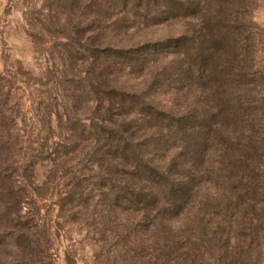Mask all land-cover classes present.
Masks as SVG:
<instances>
[{
	"label": "trees",
	"instance_id": "16d2710c",
	"mask_svg": "<svg viewBox=\"0 0 264 264\" xmlns=\"http://www.w3.org/2000/svg\"><path fill=\"white\" fill-rule=\"evenodd\" d=\"M108 1L145 22L200 10L184 0ZM232 5L230 0L212 21L202 20L193 38L129 49L73 36L65 44L76 60L122 66L143 65L157 55L177 57L149 87L164 96L172 91L176 111L158 101L157 90L154 96L141 93L116 76L103 80L87 74L67 96L69 105L91 99L95 106L84 105L79 120L72 118L73 108H65L69 138L54 151L49 182H64L65 197L71 194L79 202L75 208H99L102 228L110 218L119 219L114 229L121 245L115 253L122 264H255L251 214L264 205V82L251 71L237 72L227 55L240 38L235 16L221 17ZM15 85L12 73L0 70V230L28 234L38 227L37 218L32 214L23 222L21 210L35 208L36 194L42 196L45 183H35L36 168L46 158L48 139L25 141L14 127ZM59 119L61 130L63 116ZM74 161L78 167L88 162L91 178L81 179ZM23 242L31 255L42 252L32 234Z\"/></svg>",
	"mask_w": 264,
	"mask_h": 264
},
{
	"label": "rangeland",
	"instance_id": "374dc122",
	"mask_svg": "<svg viewBox=\"0 0 264 264\" xmlns=\"http://www.w3.org/2000/svg\"><path fill=\"white\" fill-rule=\"evenodd\" d=\"M184 1L200 7L196 15L145 22L115 9L108 0H0V70H8L16 78L11 102L15 115L13 125L21 131L25 141L48 139L46 158L36 168L35 183L39 186L45 183L42 196L36 194L38 205L35 208L25 205L21 210V216L26 217L23 222L31 221L34 214L38 227L28 234L14 229L0 230V264H111L115 260L122 264L115 253V248L121 245L114 229L119 219L110 218L112 220L102 228L99 208H75L79 202L73 201L71 194L65 197L67 187L64 182L59 184L57 181L56 185L49 182L50 172L55 169L54 151L60 148L65 138H69L67 131L71 123L65 108H73L76 114L72 118L79 120L86 111L84 105L88 108L95 106L91 99H85L80 105H69L67 96L72 95L69 92L87 74L91 78L101 75L103 80L116 76L128 87L154 96L157 89L149 87L156 73L177 57L157 55L143 65L122 66L111 61L96 62L87 57L76 60L65 44L69 43V36H73L91 41L96 46L109 44L129 49L180 36L193 38L201 28L202 20L212 21L219 7H230V0ZM231 2L234 8L226 9V13L219 17L227 20L228 12L233 14L240 38L235 40L233 52L228 50L227 55L230 53L237 72L246 71L248 74L251 71L255 78L264 82V0ZM250 66H253L251 70L248 69ZM171 92L164 96L157 90L156 96L163 106L176 111V100ZM59 116H63L61 130ZM74 164L81 179L91 178L93 172L88 162L80 167L79 161ZM62 173L61 170L60 176ZM91 188H87L85 194ZM263 207L257 205L251 214L253 243L250 251L255 264H264ZM243 208L241 205L240 221ZM31 234L40 239L42 252L37 255H31L24 248L26 242L23 238ZM99 246H104L105 250Z\"/></svg>",
	"mask_w": 264,
	"mask_h": 264
}]
</instances>
